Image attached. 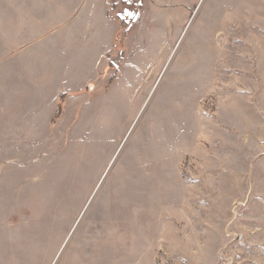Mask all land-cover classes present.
Wrapping results in <instances>:
<instances>
[{"label":"rangeland","instance_id":"1","mask_svg":"<svg viewBox=\"0 0 264 264\" xmlns=\"http://www.w3.org/2000/svg\"><path fill=\"white\" fill-rule=\"evenodd\" d=\"M121 2L132 16L141 4ZM210 2L199 0L195 6L161 76L171 72L175 51H182ZM259 5L253 2L252 16H244L243 9L234 19L233 40L226 17V48L216 73L209 46L203 97L189 106L187 132L181 140L173 131L171 153L162 148L155 164L141 163L140 177L116 176L148 115L152 94L101 173L86 168L84 174L68 145L24 144L14 130H6L0 138V236L17 228L21 218H41L45 235L66 237L53 258L21 254L19 239H2L0 264H61L83 224L107 213L124 218L122 233L116 227L108 232L122 242L124 264H264V18ZM1 11L0 0V26ZM4 85L1 56L0 92ZM101 202H124L128 209H99ZM132 243L138 245L133 256Z\"/></svg>","mask_w":264,"mask_h":264},{"label":"crops","instance_id":"2","mask_svg":"<svg viewBox=\"0 0 264 264\" xmlns=\"http://www.w3.org/2000/svg\"><path fill=\"white\" fill-rule=\"evenodd\" d=\"M1 1L5 90L0 92V138L14 130L24 144L68 145L84 174L86 168L101 173L152 94L148 115L118 167L120 178L142 176L140 166L155 164L162 148L165 155L168 148L171 153L173 131L184 137L189 106L200 98V81L203 97L215 26L219 60L226 48V17L240 18L243 9L244 16H252L253 2H260L264 18V0H211L182 51H175L171 72L161 76L199 0H141L134 16L118 0ZM112 204L101 202L98 208L128 209L124 202ZM107 215L83 224L61 264H124L122 242L108 236L115 227L122 233L124 218ZM19 220L0 243L19 239L21 254L53 258L66 235L62 240L45 235L41 218ZM136 246L131 245L132 256ZM4 256L0 253V261Z\"/></svg>","mask_w":264,"mask_h":264},{"label":"flooded vegetation","instance_id":"3","mask_svg":"<svg viewBox=\"0 0 264 264\" xmlns=\"http://www.w3.org/2000/svg\"><path fill=\"white\" fill-rule=\"evenodd\" d=\"M229 22H230V25H229V34H230V38L233 40L234 39V17L233 16H231L230 18H229V20H228ZM216 24H217V21H216ZM216 28H217V25L215 26V29H214V33H213V35H214V40L215 41H213L212 39H211V41H210V45H211V47L213 46H215V48H214V50L212 51V54H211V60H212V64L214 65L213 66V69L215 70V72L217 73V70H218V49H217V45H218V43H217V37H218V33H217V31H216ZM198 92H199V95H200V101H201V94H202V84H201V81H200V83H199V87H198ZM168 155H169V149H168V153H167Z\"/></svg>","mask_w":264,"mask_h":264},{"label":"built area","instance_id":"4","mask_svg":"<svg viewBox=\"0 0 264 264\" xmlns=\"http://www.w3.org/2000/svg\"><path fill=\"white\" fill-rule=\"evenodd\" d=\"M118 1L120 2L123 1L127 5H133V6L139 5V0H118Z\"/></svg>","mask_w":264,"mask_h":264},{"label":"trees","instance_id":"5","mask_svg":"<svg viewBox=\"0 0 264 264\" xmlns=\"http://www.w3.org/2000/svg\"><path fill=\"white\" fill-rule=\"evenodd\" d=\"M121 38H122V37H120V36L118 37V42H119V43H120V41H121ZM59 108H60V104H59Z\"/></svg>","mask_w":264,"mask_h":264}]
</instances>
